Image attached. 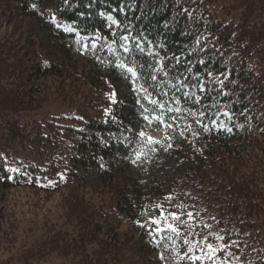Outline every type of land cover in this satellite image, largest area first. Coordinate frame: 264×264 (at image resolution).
<instances>
[{"label": "trees", "instance_id": "trees-1", "mask_svg": "<svg viewBox=\"0 0 264 264\" xmlns=\"http://www.w3.org/2000/svg\"><path fill=\"white\" fill-rule=\"evenodd\" d=\"M118 2L95 0L88 9L89 0H79V6L71 0V7L62 0H0V28L9 32L0 38V153L8 166L21 169L8 173L0 166V177L13 176L0 179V189L60 193L65 221L58 227L42 222L43 227L32 230L0 264H42L52 254L71 256L70 264H162L146 229L135 221L142 220L145 205L164 203L169 194L176 197L173 203L195 205L199 219L221 221L214 231L239 232L231 238L243 241L239 250L233 249L243 264H264V0H185L182 7L192 11V19L177 18L174 0H127L125 23L131 21L150 40L166 42L169 52L193 43V37L183 33L207 26L226 55L238 53L235 60L242 63L235 67L241 83L254 93V103L234 106L235 122L244 124L242 129L203 134L196 142L202 154L177 137L172 149L152 154L141 166H133L125 158L124 145L108 138L109 133H120L118 128L102 122L101 108L108 106L104 93L114 88L120 101L114 106L118 118L125 126L144 125L130 85L93 56L81 55L70 35L55 29L45 11L57 12L61 22L79 20L82 29L110 35L96 13L118 7ZM87 11L91 17L79 16ZM117 18L124 19L119 14ZM42 30L47 37L40 35ZM96 55L114 59L106 51ZM53 97L75 114L37 118V110ZM243 107L250 109V120L239 115ZM73 115L83 116L86 123ZM158 153L173 159L174 171L157 158ZM131 166L144 171L156 167L159 173L143 179L141 173L129 171ZM94 168L99 171L96 183L87 180ZM60 172L65 179L59 178ZM49 179L54 186L48 185ZM122 223L132 234L123 236ZM177 249L182 250L181 245Z\"/></svg>", "mask_w": 264, "mask_h": 264}, {"label": "snow or ice", "instance_id": "snow-or-ice-1", "mask_svg": "<svg viewBox=\"0 0 264 264\" xmlns=\"http://www.w3.org/2000/svg\"><path fill=\"white\" fill-rule=\"evenodd\" d=\"M62 2L65 6H72L71 0ZM183 2L185 0H174L177 18L187 16L192 19V11L182 7ZM94 3L95 0H89L85 7L91 9ZM31 7L36 9L38 5L33 3ZM129 7L127 0H119L118 7L96 13L110 35L102 34L99 29H82L79 20L61 22L57 12L45 9L50 22L57 30L70 35L81 55L93 56L102 66L117 71L130 85L143 126H125L118 118L114 106L120 101L108 81L105 83L111 90L104 93L108 106L101 108L102 122H111L120 132L119 138H116V133L108 135L124 145L125 158L133 166H141L151 159L152 154L172 149L177 137L202 154L203 148L196 147V142L203 134L213 131L231 134L234 128L242 129L245 125L235 122L238 114L234 106L254 103V93H249L248 86L241 83L239 70L235 67L236 63H242L235 60L238 53L232 51L231 55H226L219 38L209 32L207 26L203 31L183 33L193 37V43L182 46L178 52H169L166 42L150 40L143 30L137 32L131 21L125 23ZM40 14L43 16L44 12ZM118 14L124 19H118ZM91 15V11L79 13L81 17ZM232 35L235 37L237 34ZM98 51H106L114 59L102 60L96 55ZM249 111L248 107H243L239 115L250 120L251 117L247 116ZM72 118L86 123L83 116L73 115ZM248 126L251 127L250 124ZM77 131L83 132L84 129L78 128ZM102 143L107 146L106 141ZM0 161L4 162L0 166L8 173H20L19 167L8 166L3 153H0ZM101 167H104L103 163ZM57 175L61 180L65 179L64 173ZM0 179L10 180L13 176L6 175ZM54 184L48 180V185ZM175 200L176 197L169 194L164 197V203L145 205L140 212L142 220L135 221L146 229L162 264H181V261L188 264H232V261L243 264L233 252V249H240L243 241L231 238L238 236L239 232H229L225 228L214 231V225L218 226L221 221L210 217L214 222L210 224L199 219L200 213L193 210L195 205L183 201L173 203ZM177 244L182 250L177 249Z\"/></svg>", "mask_w": 264, "mask_h": 264}, {"label": "rangeland", "instance_id": "rangeland-1", "mask_svg": "<svg viewBox=\"0 0 264 264\" xmlns=\"http://www.w3.org/2000/svg\"><path fill=\"white\" fill-rule=\"evenodd\" d=\"M9 30L11 29L9 28ZM8 33L5 32L3 27L0 28V38L8 36ZM47 34L46 30L40 32L42 37H47ZM37 111L39 113L37 118L39 119L59 114H75L73 109L63 107L55 97ZM119 136L120 133H117L116 138H119ZM157 158L168 166L171 171L175 170V163L172 158L166 157L162 153H158ZM148 170L144 171L142 167L135 168L133 166L129 169L133 175L141 173L143 179L154 177L159 173L156 167H151ZM87 180L96 183L99 180V171L95 168L90 170L87 173ZM60 197V193L44 194L27 189H0V259L5 258L13 247V251L17 249L32 230H40L43 227V225H40L42 222L44 224H46V220L50 223L54 222L57 227L63 225L65 221L62 216L63 207L59 204ZM119 229L122 230L123 236L132 234L126 223H122ZM73 260L74 258L71 256L52 254L46 257L42 264H70Z\"/></svg>", "mask_w": 264, "mask_h": 264}]
</instances>
